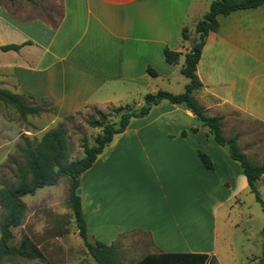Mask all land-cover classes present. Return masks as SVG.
<instances>
[{
	"label": "crops",
	"instance_id": "crops-1",
	"mask_svg": "<svg viewBox=\"0 0 264 264\" xmlns=\"http://www.w3.org/2000/svg\"><path fill=\"white\" fill-rule=\"evenodd\" d=\"M213 1L0 0V88L47 103L59 120L86 107H141L147 94L165 91L181 74L195 27ZM54 5L61 8L55 23L48 18ZM218 21L197 65L203 87L194 95L208 115L223 117L222 129L232 111L264 125V5ZM184 28L189 41L182 38ZM5 46L21 48L1 50ZM167 48L182 54L176 65L166 63ZM148 67L159 77H151ZM200 152L213 170L204 166ZM81 185L88 235L99 214L101 225L114 224L113 243L140 231L158 254L215 255V246L192 249L186 237L171 240L183 235L172 198L182 197L185 208L200 207L204 192H223L214 206L218 216L228 214L225 208H233L249 189L239 163L188 107L168 102L116 135L82 175ZM131 197L140 202L129 203ZM170 223L176 234H167Z\"/></svg>",
	"mask_w": 264,
	"mask_h": 264
},
{
	"label": "rangeland",
	"instance_id": "rangeland-1",
	"mask_svg": "<svg viewBox=\"0 0 264 264\" xmlns=\"http://www.w3.org/2000/svg\"><path fill=\"white\" fill-rule=\"evenodd\" d=\"M52 8L54 14L49 15L48 18L55 23L61 17V8L55 5ZM174 78L172 84L165 85V91L173 94L183 93L185 90L183 81H186V77L177 74ZM33 102L41 106V102L36 100ZM113 108L108 106L102 111L109 114L110 122L117 123L118 115ZM95 116V110L92 107H86L73 119L64 121L57 119L54 111L49 107L40 115L22 119L15 110L0 104V189L18 184L16 175L17 168L24 165L21 152L24 142L38 143L52 129L62 126L71 147V158H82L83 139L86 138L92 146L101 133L100 129L88 126V121ZM223 129L225 137L239 136L238 146L253 165L264 164L263 124L240 112L232 111L227 115ZM257 188L264 201V175L257 181ZM81 189H83L82 185ZM81 193L87 195L84 190H81ZM222 193L204 192L203 205L200 207L185 208L182 197L172 198L183 235L171 240L180 242L186 237L189 242L187 248L192 249H210L211 246H215V255L211 256H215L216 264H264V212L261 205L250 189H247L238 196L240 201L233 208H225L229 211L228 214L221 213L216 216L215 202ZM68 195L69 179L63 177L57 185L45 187L34 195L24 197L23 200L27 204L25 219L20 227L13 229L12 243L18 246L23 234H27L41 249L45 260L14 257L6 258L4 264H96L79 237ZM129 199V203L140 202L138 197ZM130 211L134 214L139 213V209L134 211L130 209ZM152 212L150 215L153 218L154 213L159 214L158 209ZM4 214L0 200V221ZM92 218H95V221L92 219L94 223H90L92 232L89 233L90 241L106 244L107 242L103 241H110L109 245L116 244L119 260L123 264H136L148 255L158 254L146 233L131 231L121 235L117 242L113 243L114 224L104 222L101 225L99 214L93 215ZM167 230V234L174 232L172 223L168 225Z\"/></svg>",
	"mask_w": 264,
	"mask_h": 264
},
{
	"label": "trees",
	"instance_id": "trees-1",
	"mask_svg": "<svg viewBox=\"0 0 264 264\" xmlns=\"http://www.w3.org/2000/svg\"><path fill=\"white\" fill-rule=\"evenodd\" d=\"M15 2L18 0H8ZM31 1V0H27ZM264 5V0H216L210 5L209 11L197 23L195 27L196 37L192 40L191 50L184 55L181 74L189 82L185 90L180 94H173L160 90L155 94H147L141 107L130 105L114 107L113 111L118 115V122L109 120V114L93 108L96 116L88 121V126L100 129L101 133L96 137L95 144L89 145L86 138L83 139L81 148L83 157L72 159L71 147L68 143L65 130L62 126L48 131L38 143L25 141L21 149L24 165L17 168L18 184L13 187L0 189V200L5 214L0 221V264H4L6 258L22 257L29 260H45L41 249L27 235L23 234L18 246L13 245V229L20 227L25 219L27 204L24 197L34 195L38 190L58 184L61 178L69 179L68 201L74 217L79 237L89 255L96 264H123L119 260L116 244L107 245L102 242L92 243L89 239L87 223L83 214L82 199L79 195L81 177L87 172L102 155L105 149L112 143L116 135L124 133L133 119L145 118L153 107L162 102L173 105H186L201 125L208 130L214 142L223 147L230 158L239 163L249 186L250 192L255 195L256 201L264 212V201L257 188V181L264 175V164L253 165L238 146V135L225 137L222 129L221 116H210L205 108L198 102L195 92L202 89L203 84L197 75V65L201 59L206 39L211 32L219 29V16H228L236 11L255 9ZM182 38L190 40L189 29L184 28ZM21 46L1 47L3 51H19ZM182 56L181 53L164 50L165 61L169 65H176ZM151 77H159L158 72L148 67ZM34 99L14 94L0 88V104L15 110L22 119L27 116H36L45 112L50 106L41 102L37 106ZM74 116L64 118V121L73 119ZM184 135V133H183ZM200 159L208 170H213L210 158L200 152ZM136 264H216L215 256L208 254H153L144 257Z\"/></svg>",
	"mask_w": 264,
	"mask_h": 264
}]
</instances>
